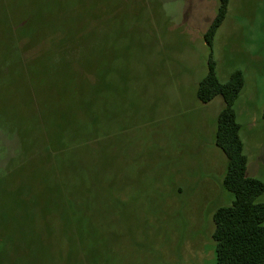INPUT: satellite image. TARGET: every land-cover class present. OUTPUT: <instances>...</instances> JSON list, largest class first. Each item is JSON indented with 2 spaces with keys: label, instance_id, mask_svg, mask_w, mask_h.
<instances>
[{
  "label": "rangeland",
  "instance_id": "rangeland-1",
  "mask_svg": "<svg viewBox=\"0 0 264 264\" xmlns=\"http://www.w3.org/2000/svg\"><path fill=\"white\" fill-rule=\"evenodd\" d=\"M219 5L0 0V264H216L213 215L234 194L225 101L197 95L211 56L221 82L244 75L234 109L264 182V0H230L210 48Z\"/></svg>",
  "mask_w": 264,
  "mask_h": 264
},
{
  "label": "trees",
  "instance_id": "trees-1",
  "mask_svg": "<svg viewBox=\"0 0 264 264\" xmlns=\"http://www.w3.org/2000/svg\"><path fill=\"white\" fill-rule=\"evenodd\" d=\"M229 1L220 0L217 15L204 35L210 48L218 28L227 15ZM29 26L25 25L26 35L19 38V49L24 52H27L30 44L24 45L23 41L29 38L33 43L36 39L32 35L28 36ZM25 59L31 57L27 55ZM87 67L85 72L95 74L94 79L109 74L106 68L104 71H98L97 67L96 69L89 65ZM84 77L91 80L88 76L84 75ZM54 82L61 84L56 89L60 96L64 98L66 95L69 96L63 78L53 76L52 83ZM244 84L245 79L241 70H235L228 81L221 82L216 74V62L211 56L209 71L197 88L198 98L204 103L211 101L217 95H221L225 101V106L218 116L215 141L228 159L223 185L234 194V199L231 204L218 207L213 215L215 229L212 236L216 243V264H264V201L258 200L264 192V182L247 174L248 158L244 152L243 141L239 134L240 124L234 109V102ZM89 90L81 89L80 92L96 95L94 87L93 90ZM106 91L104 87H99L96 96L102 97L107 94Z\"/></svg>",
  "mask_w": 264,
  "mask_h": 264
}]
</instances>
